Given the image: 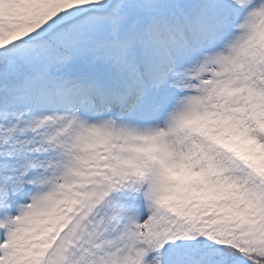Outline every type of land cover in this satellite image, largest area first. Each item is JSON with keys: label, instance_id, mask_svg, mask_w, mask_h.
Masks as SVG:
<instances>
[{"label": "snow or ice", "instance_id": "obj_1", "mask_svg": "<svg viewBox=\"0 0 264 264\" xmlns=\"http://www.w3.org/2000/svg\"><path fill=\"white\" fill-rule=\"evenodd\" d=\"M0 264H264V0H0Z\"/></svg>", "mask_w": 264, "mask_h": 264}]
</instances>
